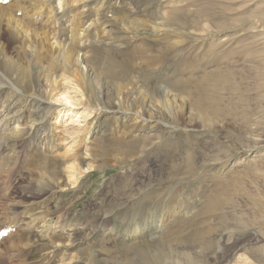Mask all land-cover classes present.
Returning <instances> with one entry per match:
<instances>
[{"label":"rangeland","instance_id":"obj_1","mask_svg":"<svg viewBox=\"0 0 264 264\" xmlns=\"http://www.w3.org/2000/svg\"><path fill=\"white\" fill-rule=\"evenodd\" d=\"M70 9L80 46L46 32L78 44V69L47 36L0 29V60L20 45L37 80L0 61V130L8 115L26 127L0 148V264H264V0ZM31 214L66 228L57 247L21 238Z\"/></svg>","mask_w":264,"mask_h":264},{"label":"bare ground","instance_id":"obj_2","mask_svg":"<svg viewBox=\"0 0 264 264\" xmlns=\"http://www.w3.org/2000/svg\"><path fill=\"white\" fill-rule=\"evenodd\" d=\"M57 1L59 3H56ZM0 2L6 4L5 5L6 7L3 8L0 5V29L3 28L7 32L11 34H15L17 37H20V40L22 41L29 40L30 38H34V40L41 39L47 36L49 41H51L50 42L51 47L54 48L57 55L58 53L60 54L61 56L60 58L63 59L65 66H69L71 68L76 67L78 69L82 61L85 59V57H80L79 55L78 52L79 47L77 46L78 44L73 42L69 45H65L60 35H56L53 33L54 35L51 36L46 32V30L49 32L50 30L54 32L55 26L60 24L63 31L66 28L70 29L76 42H79L81 40L84 41L83 35L86 34V29H83L84 27L80 21L81 15L84 14V11L82 10L81 12H77L76 14L74 13V15L72 16L73 18L70 20L66 19L67 10H71L70 8L75 6L77 7V3L78 4L81 3V0L80 1L79 0H0ZM96 12L98 14L100 12V8H97ZM13 13L20 14V16L17 17ZM33 24L40 26V29L42 28V30L36 29V27L35 28L32 27ZM43 29H45V31ZM61 34L65 35V31ZM80 43L81 42H79V46ZM20 51H22L20 45L15 47L14 54L17 55V59L12 58V56L6 57L7 56L6 55L3 59V62L0 60L2 62L1 65L3 66L4 70L11 75L12 80L14 79L18 85L24 87L30 85L33 87L37 83V80H35V78L33 77L32 71L26 68L23 65L24 63L21 62L20 59H18V57L20 56L19 55ZM39 76H40L39 80L41 81H42V77L45 78L44 79L45 83L47 86H49L50 91L51 88H53L56 84L59 83L54 76H51V74L42 75L41 72ZM36 87H38V89H36L37 92L40 93V90L42 88L41 84L36 85ZM39 100L41 102V105H43V107L47 108L48 110L51 109L50 101L43 99H39ZM86 108L88 110V113L87 114L82 113L85 118H87V116H90L96 107L92 106L91 104H88ZM19 120L20 119H18V117H16L15 115H8L6 120L3 122L4 127L3 129L0 130V148L5 146V144L7 143L6 142L7 139H11V137L12 138L20 137L23 133H25L26 127L22 126L19 123L20 122ZM10 125L12 126L10 127ZM73 159L71 160L74 162L75 159L74 160ZM55 225L56 224L52 222V219H49L48 217H42L40 214H35L32 215V217L29 218L26 222L22 223L23 233H20V236L22 235L21 236L22 238V237H29V235L30 236L33 235L36 239L46 240L48 246H50L49 244H51L57 247L56 243L57 241L61 240L64 237L63 234H65L66 228L64 226H55ZM24 229H28L29 231H25ZM56 229L58 231H56ZM26 232H28L29 234H27ZM12 234L13 233L9 234L8 236H13ZM171 238L179 239V237H177L176 234L173 235Z\"/></svg>","mask_w":264,"mask_h":264}]
</instances>
